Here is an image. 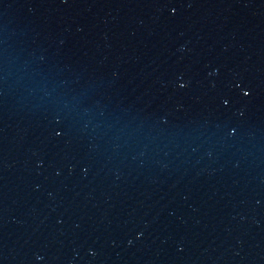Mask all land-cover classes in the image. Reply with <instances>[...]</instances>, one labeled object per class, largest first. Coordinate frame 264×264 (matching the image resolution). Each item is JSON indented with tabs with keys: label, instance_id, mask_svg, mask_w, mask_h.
<instances>
[{
	"label": "water",
	"instance_id": "water-1",
	"mask_svg": "<svg viewBox=\"0 0 264 264\" xmlns=\"http://www.w3.org/2000/svg\"><path fill=\"white\" fill-rule=\"evenodd\" d=\"M0 264H264V0H0Z\"/></svg>",
	"mask_w": 264,
	"mask_h": 264
}]
</instances>
